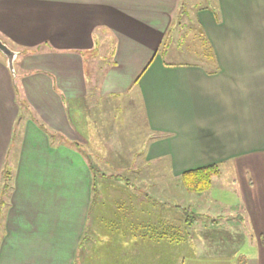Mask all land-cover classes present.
Wrapping results in <instances>:
<instances>
[{"label": "crops", "instance_id": "obj_1", "mask_svg": "<svg viewBox=\"0 0 264 264\" xmlns=\"http://www.w3.org/2000/svg\"><path fill=\"white\" fill-rule=\"evenodd\" d=\"M183 2L0 0V39L17 51L16 76L0 58V175L5 165L12 171L0 264H264L261 179L255 185L247 176L238 206L250 240L262 245L242 258L208 262L200 247L184 245L177 254L171 243L157 253L144 237L143 218L119 222L98 215L102 200L93 205L87 160L94 161L82 146L102 151L101 127L110 125L114 99L134 88L151 134L163 136L149 138L145 160H203L220 168L235 162L240 173L238 162L264 158V0L199 8L211 56L168 65L160 51Z\"/></svg>", "mask_w": 264, "mask_h": 264}, {"label": "rangeland", "instance_id": "obj_2", "mask_svg": "<svg viewBox=\"0 0 264 264\" xmlns=\"http://www.w3.org/2000/svg\"><path fill=\"white\" fill-rule=\"evenodd\" d=\"M201 7L217 10L218 3L217 0H184L182 5L180 3L173 27L160 51L164 53L165 61L206 62L205 53L210 54L212 51L209 43L204 42L205 36L201 34L202 28L195 16ZM0 54V58L3 56L6 59L1 51ZM14 68H17L15 63ZM137 93L138 90L134 88L130 93L119 95L114 99L113 105L116 109L110 118V125L101 127L102 151L97 146H82L84 156L86 158L91 156L93 163L98 165L100 173L105 174L99 175L102 188L98 200H103L105 208L102 211L98 210V215L111 217L119 222L125 220L122 216L131 221L140 216L143 218L142 224H147L148 230L144 228V234L148 236L146 232L149 231L148 240L158 246L157 253H161L160 250L164 249V243L167 244L166 246L169 245L165 238L159 240V236L155 234L152 237V229L159 231L163 227V224H159V220L165 221L168 225L181 224L183 218L190 215L192 219L183 228L186 233H189L188 236L184 243L174 246L177 254L183 252L184 245L188 246L187 248L192 247L193 250L200 247L199 251L202 250L208 262L222 255L232 254L234 258H242L249 253L256 254L262 241L258 243L250 240L252 237L250 228L238 205H242V199L247 197L245 187L247 176L252 178L255 185L260 179L264 181V158L238 162L240 173L233 171L235 162L224 163L221 166L224 172L222 175L213 177L210 189L202 193L188 191L181 183L180 175L188 166L201 165L202 167L207 162L203 160L188 163L180 160L174 162L165 159L145 160V149L149 138L154 135L159 136L157 138L163 136L151 134L141 96ZM88 110L91 112L95 110L94 103H91ZM91 115L92 118L96 117V113ZM92 148L96 154L92 153ZM103 153L106 154L107 161L101 159L106 157ZM202 154H204L203 151H196L195 155L201 157ZM91 161L87 160L89 164ZM208 163L214 162L208 161ZM171 169H174V176L170 174ZM11 189L12 185L10 192ZM8 200L9 196L6 197V201ZM175 204L189 208V214L183 209H176ZM171 248L173 246L169 249ZM261 255L263 256V248ZM149 256L152 259L153 254ZM153 258L156 257L153 256ZM180 261L181 259L176 258L175 264H180Z\"/></svg>", "mask_w": 264, "mask_h": 264}, {"label": "trees", "instance_id": "obj_3", "mask_svg": "<svg viewBox=\"0 0 264 264\" xmlns=\"http://www.w3.org/2000/svg\"><path fill=\"white\" fill-rule=\"evenodd\" d=\"M201 34L204 35L203 31H201ZM204 42L208 43L205 38H204ZM208 56L210 57L211 55L208 53ZM166 64L169 65L168 62H166ZM14 87L18 95V88L16 82H14ZM18 100L20 102V105H22V107L25 108L26 104L21 98H19V96H18ZM97 167H98L97 164H94L93 162L90 163V169L92 170V172L93 173L97 172L98 174L97 176V174L94 173V178H93V192H94L93 205L96 204L97 201H99L98 198H99V194L101 193L102 186L99 181V175L102 176L105 175L104 173L101 174L100 169ZM220 172H221V168L219 163H211L202 167L188 169L185 170L180 175L181 183L190 192L202 193L210 189V187L212 186L213 177L219 175ZM11 179H12V171L9 167H7V165H5L0 175V217L4 211L3 209L5 205L7 204L6 197L9 196V192L11 188ZM174 207L179 210L183 209V211L188 214L190 212L189 208L183 207L180 204H175ZM187 216H188L187 218H183L181 224L172 223L168 225L165 221L159 220V224H163V227L159 231L152 229L153 231L151 232L153 233L152 237H154L153 235L155 234L157 237L159 236L160 239L165 238L169 241V243L175 245L184 243V240L189 233H186L183 228L184 226L188 225L190 220L192 219L190 215ZM145 224L142 225L143 231L144 228L146 229L147 226V224L146 225ZM148 232H146L148 236H145L144 234V237H146L147 239H149L150 236V233Z\"/></svg>", "mask_w": 264, "mask_h": 264}, {"label": "water", "instance_id": "obj_4", "mask_svg": "<svg viewBox=\"0 0 264 264\" xmlns=\"http://www.w3.org/2000/svg\"><path fill=\"white\" fill-rule=\"evenodd\" d=\"M0 51L6 56L8 66L12 71L13 75L16 76L14 68V60L17 56V52L11 49L7 43L0 39Z\"/></svg>", "mask_w": 264, "mask_h": 264}]
</instances>
